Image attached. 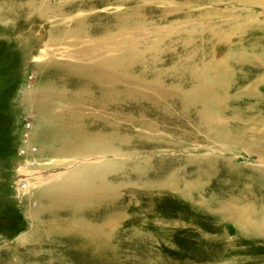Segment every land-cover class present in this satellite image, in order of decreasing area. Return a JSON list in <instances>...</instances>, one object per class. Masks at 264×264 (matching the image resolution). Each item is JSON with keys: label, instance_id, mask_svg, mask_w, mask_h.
Masks as SVG:
<instances>
[{"label": "rangeland", "instance_id": "1", "mask_svg": "<svg viewBox=\"0 0 264 264\" xmlns=\"http://www.w3.org/2000/svg\"><path fill=\"white\" fill-rule=\"evenodd\" d=\"M261 222L264 0H0V264H264Z\"/></svg>", "mask_w": 264, "mask_h": 264}, {"label": "bare ground", "instance_id": "2", "mask_svg": "<svg viewBox=\"0 0 264 264\" xmlns=\"http://www.w3.org/2000/svg\"><path fill=\"white\" fill-rule=\"evenodd\" d=\"M98 64H99V63H98ZM100 64H101L100 67L102 68V72H103V76H102V77L108 82L109 79H110V77H111L110 74L112 73V72H111L112 70H110L109 68H110L111 65L115 66L117 63H116L115 61L107 60V59H106V62H102V63H100ZM118 64H119V63H118ZM107 68H108V69H107ZM95 69H96V68H95ZM79 70H80V69H79ZM93 70H94V69H93ZM96 70H97V69H96ZM86 73H87V72H86ZM91 73H92V71H91ZM87 74H88V73H87ZM92 74H93V73H92ZM90 75H91V74H90ZM112 75H114V74H112ZM87 76H88V75H87ZM86 78H87V77H86ZM90 78H91V76H90ZM90 78H89V79H90ZM111 78H112V77H111ZM117 78H120V75H117ZM105 80H104V81H105ZM117 80H118V79H117ZM158 88H159V87H158ZM154 91H155V90H154ZM157 91H158V90H157ZM105 92H106V95L108 94V96H110V95H109L110 93H108L109 91H108V92H107V91H104V93H105ZM35 94H36V93H34V97H36ZM38 96H40V95H38ZM70 98H72V97H70ZM78 98H79V100L77 99L78 103H79V104L82 103V100L80 99V93H79V97H78ZM33 99H34V98H33ZM67 100H68V99H67ZM65 101H66V100H65ZM85 101H86V103H89V104L91 103V100H90L89 98L86 99V97H85ZM92 109H93V108H92ZM109 116H110V115H109ZM54 118H55V117H54ZM63 123H64V122H62V125H64ZM67 124H68V123H67ZM65 126H66V125H65ZM66 127H67V126H66ZM63 128L65 129L64 126H63ZM67 129H68V127H67ZM146 130H147V129H146ZM56 151H57V150H56ZM57 152H58V151H57ZM87 152H88V151H87ZM104 155H105V154H104ZM111 156H112V155H111ZM78 170H79V169H78ZM78 170H77V171H78ZM78 173H79V177H80V175H81L82 172H78ZM38 175H39V174H38ZM39 176H40V175H39ZM85 176H86V175H85ZM86 178L88 179L87 176H86ZM75 179H76V177H75ZM80 179H81V178H80ZM87 179H86V180H87ZM89 179H90V178H89ZM75 181H76V180H75ZM81 183H82V182H81ZM81 183H80V184L78 183V184L74 185V187H75V186H78V185L80 186ZM72 187H73V186H71V188H72ZM71 188H70V190H71V191H74V188H73V189H71ZM78 188H79V187H78ZM77 191H78V190L76 189V193H72V194H71L70 202H73V201L77 202V201H79V200L81 199V197H83V196L80 194V191H78V192H77ZM85 196H88V197L91 198V196H90L87 192L85 193ZM85 199H86V198H85ZM258 227H259L261 230H264V223L261 222V224H259ZM261 230H260V231H261Z\"/></svg>", "mask_w": 264, "mask_h": 264}]
</instances>
